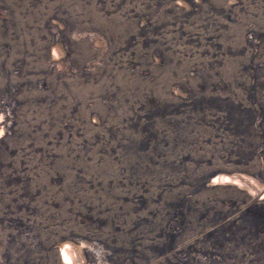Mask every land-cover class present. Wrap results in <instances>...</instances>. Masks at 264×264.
Instances as JSON below:
<instances>
[{
	"label": "rangeland",
	"instance_id": "obj_1",
	"mask_svg": "<svg viewBox=\"0 0 264 264\" xmlns=\"http://www.w3.org/2000/svg\"><path fill=\"white\" fill-rule=\"evenodd\" d=\"M0 264H264V0H0Z\"/></svg>",
	"mask_w": 264,
	"mask_h": 264
},
{
	"label": "bare ground",
	"instance_id": "obj_2",
	"mask_svg": "<svg viewBox=\"0 0 264 264\" xmlns=\"http://www.w3.org/2000/svg\"><path fill=\"white\" fill-rule=\"evenodd\" d=\"M61 255H62V259H65V258L69 259L71 257L67 249H63Z\"/></svg>",
	"mask_w": 264,
	"mask_h": 264
}]
</instances>
